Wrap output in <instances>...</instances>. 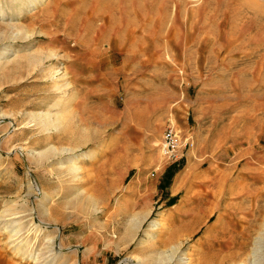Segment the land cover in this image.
Here are the masks:
<instances>
[{"label": "rangeland", "instance_id": "1", "mask_svg": "<svg viewBox=\"0 0 264 264\" xmlns=\"http://www.w3.org/2000/svg\"><path fill=\"white\" fill-rule=\"evenodd\" d=\"M38 1L13 22L32 36L0 41V50L19 49L17 63L0 73V114L8 115L0 119V210L6 203L17 212L0 224H41L42 239L32 244L30 236L27 247L37 249L50 234L62 253L54 262L44 251L42 264L152 262L176 240L193 264L252 258L264 230V0ZM0 2L4 8L8 0ZM48 51L56 58L35 68V57ZM52 71L56 82L67 75L71 98L66 131L47 137L29 119L57 96ZM170 127L192 144L177 162L160 151ZM76 143L79 180L26 155ZM64 159L53 161L68 168ZM75 188L101 210L72 215ZM42 192L53 198L55 224L34 211ZM146 209L151 214L127 243L130 216ZM194 213L207 222L189 235L179 228ZM13 233L0 230V264H33L11 250L19 240L8 241Z\"/></svg>", "mask_w": 264, "mask_h": 264}, {"label": "bare ground", "instance_id": "2", "mask_svg": "<svg viewBox=\"0 0 264 264\" xmlns=\"http://www.w3.org/2000/svg\"><path fill=\"white\" fill-rule=\"evenodd\" d=\"M33 1L34 0H8L6 4L4 3V5H6V7L4 8H3V3L0 2V41L6 37H9L10 39L22 40L23 38L27 39L32 36V31L28 30L22 25H19V23L17 24L13 22H17L18 18L23 13L26 3L27 2L32 3ZM15 13H16V16L13 15L12 17H10L11 16L10 14H15ZM18 51H19L18 48L13 49V48H5V47L4 49L2 48V50H0V73L5 72L11 66L17 63L18 58H19V56L17 55ZM55 58L56 57L53 54V52L48 51L46 53H40L39 55H37L33 63L36 68L40 66L41 64H43L44 61L55 59ZM48 78H51L52 89L54 93L55 92L57 93V96H55L53 100L50 101V103L48 104V108L44 113H41L40 115L31 114L30 119H29L30 120L29 123H33V126H38L40 133H43L47 137H49V135L52 134L53 132H60L64 130L66 131V127L68 125L66 124V121L64 119L63 112H66L65 110L70 108L69 103H70V98H71V94L66 93L65 91L70 86V83L68 82V79H67V75L65 73L62 74V76L60 77V80L58 79L59 80L58 82H56L57 72L55 71L49 72ZM7 116L8 115L2 113L0 114V119L3 120ZM86 142L87 141L83 140V138H80L79 142L77 143H82L83 145V144H86ZM80 147L81 145L77 144L74 146H64L61 148H54L53 146L48 144L47 148L41 152L37 153L34 151H29L25 153L30 162H38V164L45 163V162L46 163L52 162L53 165L56 166V168H58L57 170H59V172L63 171V169H66V172H68L69 174L70 173L73 174V177H75V180H77L78 173L80 170L79 165H78V161L80 160L79 159L80 154H78ZM60 156H63V157L65 156L64 161L67 160V162L70 164L68 168L63 167L62 160L53 161L54 159ZM93 156H94V152H91L89 157L93 158ZM62 192H63L62 188L58 187L54 191V196L56 198H59L62 195ZM73 193L74 194H73V198L71 199L70 205L67 206L69 207V211H71L70 213L72 215L76 213H78L79 215H83V216L95 214V213L97 214L101 210L99 208L100 202L97 198L90 196V195L86 196L84 198L88 200V202L85 203L83 201L84 198L82 199V193H79L78 188H75V192L73 191ZM41 194L42 195L39 198L38 204L34 208L35 209L34 211L37 212L38 216L43 222L47 224L48 223L55 224L54 223L55 221L52 219L51 210L49 208V203L52 201L53 198L51 194L44 193V192H42ZM181 203H182L181 200L178 201V204H176V206L174 207V210H176L181 205ZM28 208L25 206L24 211L28 212L29 210L33 209V208L32 209H28ZM171 213L173 214V212ZM13 214H17L15 207L8 206L6 203H4L2 205V209L0 210V220L5 219L6 217L9 218L8 216H11ZM150 214H151V211L149 209H146L144 211L134 213L130 216L129 235H128L127 243H132L136 239L139 231L142 229L143 224L148 219ZM15 221L16 219L13 221L11 220V222L0 224L1 231L5 233L14 232L13 235L12 236L10 235L11 237L8 238V241L11 244L17 241L16 239H19L15 244L11 245L12 246L11 250L13 251L15 256L18 255L21 257L22 260L30 261L33 264H42L41 256L44 254V251L46 250H47L46 252L49 253L50 261L55 262V260L59 258L58 254L62 255L61 250L58 251L57 253L54 252L53 247L55 246L56 239L53 236H50V234L43 237V240H41L43 242L40 245L37 244L38 245L37 249H29L27 247L29 243L31 242L29 237L33 236L36 239V241L32 244H36L38 243V241H40L39 238H41L44 235V230L41 227V224L32 223L28 226L27 229H25V227H22V225L21 226L15 225L14 223ZM262 228H264V223H263ZM181 241L176 240L175 241L176 243L174 242V244H172L171 246L169 245L170 246L169 250H167L166 252L161 251L160 253H157V255H155L152 258V262H149L148 259H142L139 257L126 258L125 262L126 264H193L194 263L193 261L187 262L183 258L184 254H181V251H180L181 250L180 246L182 244ZM142 242L143 241L141 240L139 243L142 244ZM10 243H8V245ZM58 243H59V247H63L62 241ZM252 250H253L252 251L253 257L252 258L249 257L247 261L242 260L238 264H244V263L264 264V230L259 231L258 236L255 238ZM89 252L90 250L88 249L84 250V254H88ZM21 259L19 258V260ZM66 262L69 263V261H66ZM44 264H48V263L46 262ZM63 264L65 263L63 262Z\"/></svg>", "mask_w": 264, "mask_h": 264}, {"label": "built area", "instance_id": "3", "mask_svg": "<svg viewBox=\"0 0 264 264\" xmlns=\"http://www.w3.org/2000/svg\"><path fill=\"white\" fill-rule=\"evenodd\" d=\"M191 145L187 139L180 142L173 128H166L161 138V155L166 161L177 162L183 157L181 149L190 148Z\"/></svg>", "mask_w": 264, "mask_h": 264}, {"label": "crops", "instance_id": "4", "mask_svg": "<svg viewBox=\"0 0 264 264\" xmlns=\"http://www.w3.org/2000/svg\"><path fill=\"white\" fill-rule=\"evenodd\" d=\"M183 202L186 203V200H183ZM168 212H170V210ZM204 212H206V210H204ZM197 213H199V212H197ZM195 214L196 213H194V215H192V220L189 221V223L187 225H182L179 229L185 228L187 226L188 231H189V235L195 233L196 231H199L203 226V222H207V221L206 220L204 221V219H200L201 216H195ZM175 215H177V214H172L171 216H175Z\"/></svg>", "mask_w": 264, "mask_h": 264}]
</instances>
